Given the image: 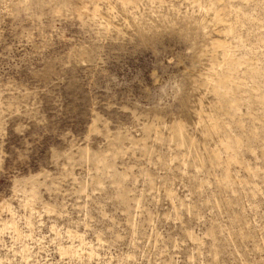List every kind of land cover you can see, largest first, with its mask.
Returning a JSON list of instances; mask_svg holds the SVG:
<instances>
[{
  "label": "rangeland",
  "instance_id": "374dc122",
  "mask_svg": "<svg viewBox=\"0 0 264 264\" xmlns=\"http://www.w3.org/2000/svg\"><path fill=\"white\" fill-rule=\"evenodd\" d=\"M0 264H264V0H0Z\"/></svg>",
  "mask_w": 264,
  "mask_h": 264
},
{
  "label": "bare ground",
  "instance_id": "6f19581e",
  "mask_svg": "<svg viewBox=\"0 0 264 264\" xmlns=\"http://www.w3.org/2000/svg\"><path fill=\"white\" fill-rule=\"evenodd\" d=\"M222 82H224V81H220L219 84H222ZM219 84H218V85H219ZM219 86H220V85H219ZM219 86H218V87H219Z\"/></svg>",
  "mask_w": 264,
  "mask_h": 264
}]
</instances>
